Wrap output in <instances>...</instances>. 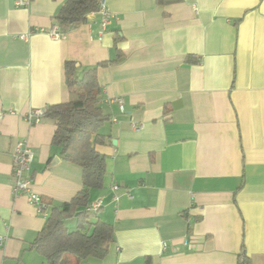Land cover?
Here are the masks:
<instances>
[{
  "label": "crops",
  "instance_id": "0c3cea01",
  "mask_svg": "<svg viewBox=\"0 0 264 264\" xmlns=\"http://www.w3.org/2000/svg\"><path fill=\"white\" fill-rule=\"evenodd\" d=\"M15 1L0 0V264H45L29 245L46 217L12 191L16 143L47 212L82 187L51 145L55 123L28 113L70 100L65 62L117 54L97 69L106 170L86 207L102 202L114 243L78 264H241L242 250L264 264V0H104V30L92 13L59 40L48 32L66 0Z\"/></svg>",
  "mask_w": 264,
  "mask_h": 264
},
{
  "label": "trees",
  "instance_id": "16d2710c",
  "mask_svg": "<svg viewBox=\"0 0 264 264\" xmlns=\"http://www.w3.org/2000/svg\"><path fill=\"white\" fill-rule=\"evenodd\" d=\"M100 0H66L52 17L62 34L76 30L96 13ZM121 38H114L117 42ZM115 59L80 70L73 61L64 64V81L71 96L66 103L51 105L43 114L55 123L51 145L60 148L62 161L79 166L82 171L80 191L59 207L46 211V220L29 249L35 250L45 264H78L88 258L102 260L114 243L113 226L88 210L89 191L104 184L105 157L96 150L104 137L99 129L108 121L99 107L101 86L97 69L117 63ZM80 71V72H79ZM46 203V200H43ZM75 221L70 231L65 223ZM241 264H249L243 250Z\"/></svg>",
  "mask_w": 264,
  "mask_h": 264
},
{
  "label": "built area",
  "instance_id": "2783aa9c",
  "mask_svg": "<svg viewBox=\"0 0 264 264\" xmlns=\"http://www.w3.org/2000/svg\"><path fill=\"white\" fill-rule=\"evenodd\" d=\"M32 0H16L15 6L18 8H27ZM96 14L100 15L102 18V29L106 28V25L109 23L110 15L106 11L104 0H100L98 3V9ZM50 36L54 39H64L65 34H62L57 25H54L52 29L48 32ZM119 104H122L121 99L116 100ZM43 110H33L30 111L27 115L28 122H37L39 118L43 117ZM12 177H13V187L12 191L14 196L24 195L26 196L29 203L36 208V210L46 217L48 210V205L42 200V198L36 195L31 191L32 179L28 174L30 166L33 161V152L31 149L24 143H16L13 153H12ZM118 188L116 186L112 187L113 191H116ZM102 207V202L100 200L92 203L88 210L92 213H98ZM4 238L0 237V242Z\"/></svg>",
  "mask_w": 264,
  "mask_h": 264
},
{
  "label": "rangeland",
  "instance_id": "374dc122",
  "mask_svg": "<svg viewBox=\"0 0 264 264\" xmlns=\"http://www.w3.org/2000/svg\"><path fill=\"white\" fill-rule=\"evenodd\" d=\"M72 222H73V221H72ZM72 222L67 221V222L65 223L66 227H67L70 231H72V230L75 228V222H74V223H72ZM73 224H74V226H73Z\"/></svg>",
  "mask_w": 264,
  "mask_h": 264
},
{
  "label": "water",
  "instance_id": "95a60500",
  "mask_svg": "<svg viewBox=\"0 0 264 264\" xmlns=\"http://www.w3.org/2000/svg\"><path fill=\"white\" fill-rule=\"evenodd\" d=\"M56 161H58L57 159H54V162L53 163H56Z\"/></svg>",
  "mask_w": 264,
  "mask_h": 264
}]
</instances>
